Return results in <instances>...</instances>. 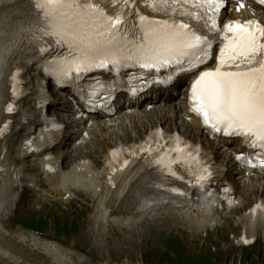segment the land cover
Listing matches in <instances>:
<instances>
[{
  "label": "snow or ice",
  "instance_id": "6c2138e0",
  "mask_svg": "<svg viewBox=\"0 0 264 264\" xmlns=\"http://www.w3.org/2000/svg\"><path fill=\"white\" fill-rule=\"evenodd\" d=\"M31 3L36 22L20 25L17 34L46 44L36 49L41 53L53 42L67 48L68 55L52 61L47 69L60 82L80 79L81 74L93 69L120 74L122 69L137 68L140 75L130 76V81L142 86L166 84L181 73H195L206 65L214 58L213 48L219 39L217 66L199 71L191 83L192 111L214 133L243 137L250 147L260 149L256 158L264 167V24L255 19L229 20L221 27L218 16L227 6L226 0H110L111 9L98 0ZM259 3L264 4V0ZM140 4L166 18L143 13ZM243 7L241 2L237 10ZM10 51V47L0 45V69L6 67ZM162 70L167 73L163 78ZM148 75L153 78L148 79ZM11 78L15 81L16 75ZM96 87L87 94L86 103L92 107L101 99V92L111 94L99 82ZM130 91L135 94L137 89ZM12 92L17 95L15 87ZM100 106H104L102 101ZM6 110L15 112V105L9 102ZM3 134L0 129V136ZM27 143L31 145V141ZM29 151L39 149L29 147ZM236 158L245 159L242 153ZM174 162L164 155L154 160L172 176L176 175L171 167ZM247 162L252 164L250 158ZM211 176V170L201 165L192 186L210 196L207 181Z\"/></svg>",
  "mask_w": 264,
  "mask_h": 264
},
{
  "label": "bare ground",
  "instance_id": "6f19581e",
  "mask_svg": "<svg viewBox=\"0 0 264 264\" xmlns=\"http://www.w3.org/2000/svg\"><path fill=\"white\" fill-rule=\"evenodd\" d=\"M5 9V5H0V45H3L6 42L5 33L13 30V28L8 25H4L5 15L3 11ZM17 23V22H16ZM23 57H19L16 61L18 63L21 61ZM6 83L4 77H0V99L5 95ZM169 90H172L169 89ZM169 110L173 109V105H168ZM0 166H4L5 169L0 171V231L7 234L8 240L16 241L22 244L27 248V250L33 255L41 254L45 256L52 264H80L79 259H74L73 254L69 251L68 254L64 252V249L54 242H50L47 240H43L32 233H26L22 231L20 227H16L15 231H8L7 227L4 225V221L9 218L8 212L13 207V201L15 198L14 185L18 176H26L25 169L26 164L24 161L19 164H14L13 168L11 167L10 162L8 161V154L3 160H0ZM10 175L13 176V179L10 178ZM74 176L71 173L64 174L63 179L60 183L56 184L52 188L55 191H59L60 188H64L66 182L71 181ZM94 180V176H90V179H86L85 185L87 187L92 186ZM105 196L101 198V204L103 205L101 209V220L103 221V225L109 222H113L119 217L121 220L128 221L131 219L129 216H126V213L121 211L119 208H116L114 202L107 200V194L110 193L109 190L105 189ZM124 194V190L123 193ZM119 197V194H118ZM124 206L127 208L129 206V202L126 201ZM116 216H114V215ZM96 217H94V221L96 222ZM133 220H130L132 223ZM7 228V229H6ZM0 263L1 264H27L25 262H21L15 257L11 252L6 250L0 245ZM116 264V263H115ZM117 264H138L132 263L129 261H124L122 263Z\"/></svg>",
  "mask_w": 264,
  "mask_h": 264
},
{
  "label": "rangeland",
  "instance_id": "374dc122",
  "mask_svg": "<svg viewBox=\"0 0 264 264\" xmlns=\"http://www.w3.org/2000/svg\"><path fill=\"white\" fill-rule=\"evenodd\" d=\"M27 221H30L29 219L27 220ZM55 226V225H54ZM75 231V227H72V229H69L68 227H64V228H61V232L62 233H69V232H74ZM156 232H157V230H155ZM131 262H133V263H137V262H139L138 260H140L139 259V257H138V255L137 254H135V255H133V254H129V255H127L126 256ZM244 258H246V259H251V260H254L255 259V263L256 264H264V259L263 258H261V257H259V258H255L254 256H244ZM124 259V257L123 258H116L112 263H110V264H117V263H119L121 260H123ZM229 259H231V257H229L226 253H220V255H219V259H218V263L219 264H234V261L233 262H229L228 263V261H229ZM124 261H128V260H123V261H121L120 263H122V262H124ZM129 261V262H130ZM141 264H143V263H141ZM146 264H158L157 262H155V261H152V262H148V263H146ZM254 264V263H253Z\"/></svg>",
  "mask_w": 264,
  "mask_h": 264
}]
</instances>
